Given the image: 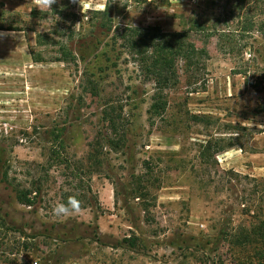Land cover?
Instances as JSON below:
<instances>
[{"label":"rangeland","instance_id":"obj_1","mask_svg":"<svg viewBox=\"0 0 264 264\" xmlns=\"http://www.w3.org/2000/svg\"><path fill=\"white\" fill-rule=\"evenodd\" d=\"M251 2L0 0V264H262L264 249L230 243L264 220V2ZM251 16L259 24L244 31ZM194 21L205 84L181 73L149 119L153 86L114 38L130 24ZM112 99L126 113L117 150L101 114ZM208 140L222 149L202 158ZM72 197L79 211L55 216Z\"/></svg>","mask_w":264,"mask_h":264},{"label":"trees","instance_id":"obj_2","mask_svg":"<svg viewBox=\"0 0 264 264\" xmlns=\"http://www.w3.org/2000/svg\"><path fill=\"white\" fill-rule=\"evenodd\" d=\"M252 0H237L236 7L244 9L248 7ZM264 2V0H261ZM44 13L47 11H43ZM35 15L37 12H34ZM107 15V9L102 11ZM256 16H251L244 20V31H249L256 24H259ZM259 27H263L260 23ZM204 23L194 21L190 27H182L178 31H165L159 25L137 26L126 25L117 33L114 42L118 43L121 53H126L127 61L133 63L135 69L144 77V81L152 84V94L149 108L147 110L149 119L155 116L163 115L169 104V90L175 88L180 79V74L184 73L190 84H205L206 62L209 55L207 47H198L193 39V31L203 30ZM263 30V29H262ZM37 43H45V35L37 34ZM86 50L80 51L84 56ZM63 61H67L69 56H73L68 46H63ZM32 55L34 61H41L33 50ZM135 91V90H134ZM123 104H116L112 99V103L106 102L101 114L107 127L112 129V137L106 136L107 145H111L112 149H121L127 146V130L124 124ZM126 114V113H125ZM192 117L198 121L207 118L203 114H194ZM119 133V134H118ZM114 134V135H113ZM120 135L118 138L116 136ZM212 140H208L201 145V157L210 156L212 148L218 152L222 148L212 146ZM215 152V154H216ZM90 158V157H89ZM31 191L19 190L17 198L19 202L31 206L35 203L34 198L29 196ZM126 207H129L127 204ZM139 238L130 235L124 241L129 247H135ZM98 241V240H97ZM230 243L239 245L243 249H264V220H259L251 229H243L240 234H234L230 238ZM120 243L113 244L112 248H119ZM261 263L264 264V252L259 254ZM236 264H247L246 262H237Z\"/></svg>","mask_w":264,"mask_h":264},{"label":"clouds","instance_id":"obj_3","mask_svg":"<svg viewBox=\"0 0 264 264\" xmlns=\"http://www.w3.org/2000/svg\"><path fill=\"white\" fill-rule=\"evenodd\" d=\"M55 0H41L43 7H50ZM53 214L57 217L68 216L71 213L79 211V201L75 198H69L66 203H59L53 208Z\"/></svg>","mask_w":264,"mask_h":264},{"label":"crops","instance_id":"obj_4","mask_svg":"<svg viewBox=\"0 0 264 264\" xmlns=\"http://www.w3.org/2000/svg\"><path fill=\"white\" fill-rule=\"evenodd\" d=\"M117 249V248H116Z\"/></svg>","mask_w":264,"mask_h":264}]
</instances>
